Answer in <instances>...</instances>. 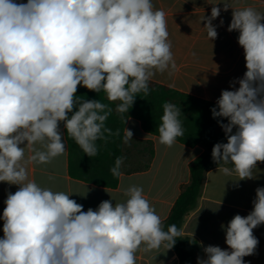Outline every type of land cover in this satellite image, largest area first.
Masks as SVG:
<instances>
[{
  "label": "clouds",
  "instance_id": "1",
  "mask_svg": "<svg viewBox=\"0 0 264 264\" xmlns=\"http://www.w3.org/2000/svg\"><path fill=\"white\" fill-rule=\"evenodd\" d=\"M221 2L201 20L213 41V21L232 9L227 30L238 32L246 71L210 109L227 141L216 143L211 156L239 187L264 163V13ZM176 70L166 13L152 0H0V182L18 186L0 216V264H136L138 252L173 248L181 231L175 224L165 230L142 187L129 186L122 202L104 200L85 211L66 192L29 179L28 166L66 151L61 123L89 158L98 154L97 141L120 135L106 126L113 108L78 97V86L118 101L115 111L123 115L140 93L149 95L156 73ZM162 107L159 142L171 147L184 135L182 111L171 102ZM132 137L126 128L124 142ZM125 159L116 157L113 177L122 175ZM252 205L221 225L228 248L203 247L197 264H246L259 244L253 229L264 225V187L255 189Z\"/></svg>",
  "mask_w": 264,
  "mask_h": 264
},
{
  "label": "crops",
  "instance_id": "2",
  "mask_svg": "<svg viewBox=\"0 0 264 264\" xmlns=\"http://www.w3.org/2000/svg\"><path fill=\"white\" fill-rule=\"evenodd\" d=\"M27 2V0H18ZM155 8L166 13L169 40L177 70L169 76L156 73L150 82L166 86L199 99L216 104L222 90H232L230 82L241 78L246 71L243 49L238 45V32H229L232 9L221 11L213 24L218 36L211 41L204 28L203 16L211 15V8H223L221 0H152ZM221 2V3H220ZM234 8L254 7L264 13V0H225ZM218 3V4H217ZM223 20V26L220 21ZM264 23V21H262ZM238 88L239 85L236 84ZM119 103L118 101L115 102ZM133 132L132 139L123 144L122 175L116 188H108L75 178L70 168V149L63 123L66 151L47 164L28 166L29 179L42 187L54 191H64L83 205V209H96L100 202L113 200V203L126 199L124 190L136 185L143 188L144 195L155 208L165 228L176 202L191 184V168L195 160L206 152L203 145L187 146L176 141L171 147L159 142V136L147 133L141 121L128 118L125 129ZM223 139L226 140L223 133ZM39 147V145H37ZM26 151V155H27ZM238 177L226 176L211 168L205 174L202 190L196 207L184 218L180 231L183 238L196 243L192 264L197 257H204L203 247L220 246L227 249L225 232L221 225L236 214L246 216L252 210L255 189L264 187V163L257 164L256 178L238 181ZM18 186L0 182V216L5 207L4 201L9 191L15 192ZM3 220L0 219V238H3ZM259 244L256 253L243 259L246 264H264V225L253 229ZM136 264H181L178 252L161 247L149 253L138 252Z\"/></svg>",
  "mask_w": 264,
  "mask_h": 264
},
{
  "label": "trees",
  "instance_id": "3",
  "mask_svg": "<svg viewBox=\"0 0 264 264\" xmlns=\"http://www.w3.org/2000/svg\"><path fill=\"white\" fill-rule=\"evenodd\" d=\"M149 87V95L144 96L143 93H140L128 114L121 115L115 111L116 103L108 101L103 92L96 93L78 86L76 93L78 97H83L85 100H100L113 108V112L106 121V126L113 132L119 130L120 135L109 137L106 143L103 140L97 141L98 154L92 158L84 154L74 140L67 135L71 173L75 178L83 181L116 188L119 185L120 177H113L110 168L114 166L116 157L123 156L125 121L128 118H135L141 121L143 129L147 133L159 136L157 128L161 123L163 104L171 102L181 107L180 119L184 128V135L178 137L176 141L187 146L203 145L206 147V152L193 163L191 184L176 202L173 213L165 224V230L171 224H175L180 230L185 216L197 205L206 172L218 166L212 161L213 146L218 142L226 143L227 141L223 139L224 132L217 120L212 118L210 109L216 105L215 103L153 82L149 83ZM223 122L227 123V120L225 119ZM173 248L178 252L181 264H192L196 249L195 242L180 236Z\"/></svg>",
  "mask_w": 264,
  "mask_h": 264
}]
</instances>
